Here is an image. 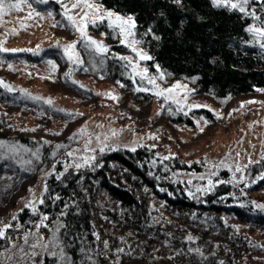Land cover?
Segmentation results:
<instances>
[{"label":"rangeland","instance_id":"1","mask_svg":"<svg viewBox=\"0 0 264 264\" xmlns=\"http://www.w3.org/2000/svg\"><path fill=\"white\" fill-rule=\"evenodd\" d=\"M258 1L253 0L250 4L255 12ZM74 2L61 0L69 8ZM90 2L109 10L98 0ZM33 7L41 16L27 20L25 17L30 10L23 7L22 11L6 13L0 19V46L23 50L16 51L22 52L16 58L6 55L14 52H0V78L27 100L19 106L0 100V129L3 128L8 135H26L34 140L36 147L43 148L42 155L31 153L24 157L23 162L30 161L24 168L16 169L17 162L2 164L0 168V201L7 202L8 195H17L14 207L9 210L10 216L14 217L22 208L32 210L25 207L29 201H34L36 209L43 199L50 176L63 174L77 163L84 167L116 148H140L145 151L143 162L147 172L155 179L168 180L174 185L179 183L184 194L195 203L222 181L223 178L219 176L222 170L228 172V181L234 184L246 182L244 167L264 157L263 89L244 95L215 98L197 93L194 78L173 79L160 68L158 72L157 64L152 60L139 61L141 68L148 69L149 76L157 77L156 83L160 89L172 88L176 84L187 86L171 94L175 99L166 100L155 94L156 88L134 76L131 67L127 71L130 79L127 83L92 68L82 51H94L85 47L80 33L65 19L61 4H57V10L39 8L34 3ZM49 11L53 13L51 17L47 15ZM70 14L79 20L83 13L75 9ZM246 17L250 21L247 28L260 22ZM107 31L115 39L114 43L120 45V48H116L117 55L137 60L135 54L120 43L123 37L106 23L89 25L87 35L103 42L109 49L111 43L107 41ZM249 36V43L259 47ZM135 39L140 41L137 33ZM71 43L76 44L75 50L82 64L73 63L64 55V46ZM137 48L150 55L141 43ZM52 49L56 53L54 57L49 56L48 50ZM25 52L36 57V60L27 58ZM160 72L164 73L163 80L158 78ZM67 79L74 82L77 88L68 84ZM138 87L148 88L149 91H136ZM113 96L116 99L111 98ZM49 99L52 104L45 102ZM186 118L191 122L188 123ZM101 148L104 150L100 151ZM22 150L27 152L26 148ZM69 152L73 155L69 156ZM87 157L95 159L85 164ZM237 167L242 171L236 172ZM209 180L212 181L211 185ZM155 189L144 187L148 229L143 241L131 234L112 230L104 210L118 209V204L104 190H99L97 221L104 239L97 247L106 261L160 264L161 258L172 256L182 247L198 251L206 249L204 253H214V246L220 242V247L231 248L223 241V234L219 231L221 228L210 210L200 205L188 206L187 210L170 208ZM234 200L256 209L254 203L264 204V188L241 189ZM7 210L5 208L3 213ZM43 217L0 249V264H45V257H52L56 264H61L63 255L53 257L50 252H63L58 236L62 223L56 220L47 225L44 220L41 225ZM217 217L227 236H239L247 244V249L238 258L234 257L236 262L230 264H264V227L242 222L225 212L217 214ZM44 226L48 228L46 233L41 230ZM110 236L117 238L115 244ZM212 239L219 241L213 242L212 246L208 244ZM33 244L48 247L33 248ZM56 244L59 246L54 247ZM118 249H123V252Z\"/></svg>","mask_w":264,"mask_h":264},{"label":"trees","instance_id":"2","mask_svg":"<svg viewBox=\"0 0 264 264\" xmlns=\"http://www.w3.org/2000/svg\"><path fill=\"white\" fill-rule=\"evenodd\" d=\"M98 1L109 10L133 16L137 25V36L143 48L153 57L152 61L170 78H194L197 93L221 98L248 94L256 89L264 90V49L249 43L250 36L246 29L250 21L245 15L237 11L215 8L211 0H182L180 5L173 3L172 0ZM35 5L39 8L57 10V3L54 0H50L47 5ZM255 10L264 21V0L257 2ZM149 28L152 32L146 35ZM106 36L107 41L111 43L107 54L101 56L85 50L82 51V55L87 58L92 68L95 67L94 69L113 79L130 82L127 76L130 68L126 67V62L120 60V56L117 55L116 48H120V45L114 43L116 41L109 31L106 32ZM48 51L49 56H55L53 49ZM20 54L22 52L6 55L16 58ZM25 55L36 60V57H32L28 52H25ZM66 82L77 88L71 80L67 79ZM0 100L17 106L27 101L15 91L9 93L3 88H0ZM186 121L191 122L188 118ZM25 148L27 152L22 150ZM42 151L43 148L36 147L30 137L21 134L8 135L3 128L0 129V168L2 164L16 162V169L24 168L25 164H30L28 160L23 162L24 157L31 153L42 155ZM144 156L145 151L140 148H136L135 151L116 148L84 167L69 168L60 179L54 175L50 176L46 181L44 203H39L35 212L29 208H22L14 216L16 219L10 216L9 210L14 207L17 195H8L7 202L10 201L8 205H5L7 202L0 201V221L11 227H8L5 235L0 237V249L10 239L33 227L44 215L48 217L47 225L55 223L56 220L62 223L58 233L63 247L61 264H125L106 261L97 247L104 239L102 228L97 221L99 190H104L118 204V209L104 210L112 230L125 235L131 234L137 240L143 241L145 230L148 229L147 197L144 187L149 186L156 188V192L158 191L159 196L166 200L170 208L187 210L188 206L200 205L210 210L218 227L221 228L219 231L223 234V241L231 247L228 249L223 245L220 247V242H217L219 240L212 239L208 244L213 246V242L218 243L214 246L216 250L214 253L210 251L204 253L206 249L198 251L182 247L172 256L161 258L160 264L236 262L234 257L238 258L247 249V244L239 236H227L223 231L225 229L222 230L223 227H220L217 214L225 212L242 222L264 227V214L252 207L241 206L234 200L241 189L249 191L264 188V179H260L261 175H264V157L249 162L244 167L246 181L244 183L234 184L228 181L229 174L226 170L220 171L222 181L195 203L184 194L179 183L174 185L168 180L155 179L149 174L143 162ZM5 208L8 210L3 213ZM41 230L46 233L48 228L44 226ZM203 233L206 234L205 231ZM110 239L114 244L117 242L116 237L110 236ZM45 264L56 263L54 258L45 257Z\"/></svg>","mask_w":264,"mask_h":264},{"label":"snow or ice","instance_id":"3","mask_svg":"<svg viewBox=\"0 0 264 264\" xmlns=\"http://www.w3.org/2000/svg\"><path fill=\"white\" fill-rule=\"evenodd\" d=\"M50 2V0H8L6 3V0H0V19L3 18V16L6 13L9 12H19L23 10V7H27L30 11H28L27 16L25 19L31 20L34 16H41V13L37 11L36 8L33 7V3L39 4V5H47ZM57 4H61L63 7V15L65 19L71 24L72 27L75 28L77 32L80 33V37L82 41H85V47L87 49H90L94 51L98 55H105L109 52L108 47L101 41H97L96 39H93L92 37L87 35V28L89 25L92 26H98L101 23H106L107 26L111 29H114L118 32L119 36L123 37V39L120 40L121 44H124L126 47H128L132 53L135 54V57L137 60H133L130 57L127 56H120L119 59L126 62V67H131L134 73V76H137L140 78L141 81H146L147 84L152 85L154 88L157 89L156 95L157 96H163L166 100L169 98L175 99L174 96L171 94L175 92L177 89L180 88H186V85H180L176 84L172 88L168 89H160L159 85H157L156 80L157 77L149 76L148 69L146 67L141 68L139 65V61H149L152 60L153 57L148 55L146 52L143 51V49H138L137 45L140 43L139 40L135 39L136 37V21L135 18L131 15L125 17L120 14H117L111 10H103L101 6L90 2V0H75L74 3L71 4V7L69 8L68 4L61 3V0H55ZM173 3L180 5L182 3V0H172ZM253 2V0H211V4L215 8H224L227 11H237L241 13L242 15L249 16L252 19L256 21H260L257 24L250 25L246 31L251 35L253 41L259 45L261 49H264V21L261 20L259 16L256 15V12L250 8V4ZM23 6V7H22ZM80 9L83 13L79 16V20L76 16L71 15L70 13L75 10ZM47 15L51 17L53 13L51 11L47 12ZM163 15V13H161ZM14 32V30H13ZM152 32V29L149 28L148 32L145 33L150 34ZM155 39H159V37H154ZM76 44L71 43L66 46H64V55L68 57L69 60H71L73 63L76 64H82L83 61L80 60L79 53L76 52ZM16 52V51H23L20 49H7L2 46H0V52ZM11 68V65H9ZM157 71L159 72V65L155 66ZM159 79H164V73L160 72V75L158 77ZM124 85H121L123 87ZM0 88L5 89L7 92L11 93L13 91V88L7 84L6 82L0 80ZM136 91H149L148 88H142L138 87L136 88ZM166 93L168 95H166ZM113 99H116V97H111ZM186 98V97H185ZM34 99H40L39 97H34ZM48 104H52V100L45 101ZM104 149L101 148L100 151H103ZM132 151H135V148L131 149ZM69 156H72L73 153L69 152ZM95 157H87L84 159V163L88 164L90 160H94ZM167 159V157H165ZM83 165L77 163L75 165L76 168H80ZM236 172L242 171L240 167H237L235 169ZM63 175L58 174L57 179H60V176ZM260 179H264V175H261ZM209 185L212 184V181H208ZM47 190V186H45V191ZM197 191H200V189H197ZM56 199H59V197H56ZM41 204L44 203L43 199L39 201ZM243 206V205H241ZM25 207H31L33 212L36 211L34 206V201H29ZM254 207L260 211L264 212V204L260 203H254ZM13 219H16V217H13ZM48 217L44 216L41 220V225H43V221L47 220ZM0 225H3L0 227V237H3L5 235V231L8 227H11V225L3 224L2 221H0ZM41 225H37V227H40ZM46 226V225H45ZM98 238V237H97ZM189 240L192 239V237H188ZM25 242L27 243V237H25ZM37 246H42L45 249H47V245H37L33 244L32 247L35 248ZM59 245L56 244L54 247H58ZM105 246H107V242H105ZM118 251L123 252V249H118ZM50 255L53 257L62 256L63 252L61 250L60 253H57L56 251L50 252Z\"/></svg>","mask_w":264,"mask_h":264}]
</instances>
